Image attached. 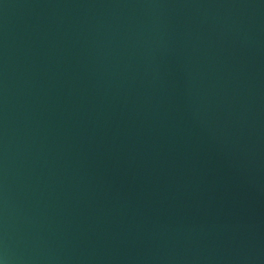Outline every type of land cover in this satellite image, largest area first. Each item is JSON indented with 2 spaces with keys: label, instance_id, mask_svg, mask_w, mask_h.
I'll return each mask as SVG.
<instances>
[{
  "label": "water",
  "instance_id": "water-1",
  "mask_svg": "<svg viewBox=\"0 0 264 264\" xmlns=\"http://www.w3.org/2000/svg\"><path fill=\"white\" fill-rule=\"evenodd\" d=\"M0 264H264V0H0Z\"/></svg>",
  "mask_w": 264,
  "mask_h": 264
}]
</instances>
